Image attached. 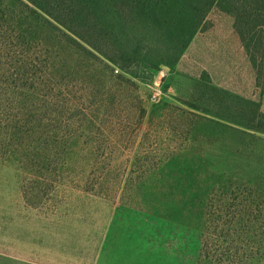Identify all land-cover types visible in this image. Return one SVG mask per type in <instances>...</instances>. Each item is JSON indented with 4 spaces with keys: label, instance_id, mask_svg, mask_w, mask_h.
Instances as JSON below:
<instances>
[{
    "label": "rangeland",
    "instance_id": "rangeland-1",
    "mask_svg": "<svg viewBox=\"0 0 264 264\" xmlns=\"http://www.w3.org/2000/svg\"><path fill=\"white\" fill-rule=\"evenodd\" d=\"M113 1H82L110 34L94 41L111 68L65 36L42 44L61 51L57 76L85 106L60 116L47 183L0 154V264H196L199 198L264 180V85L225 5L200 17L189 0ZM140 152L158 167L133 173Z\"/></svg>",
    "mask_w": 264,
    "mask_h": 264
},
{
    "label": "trees",
    "instance_id": "trees-1",
    "mask_svg": "<svg viewBox=\"0 0 264 264\" xmlns=\"http://www.w3.org/2000/svg\"><path fill=\"white\" fill-rule=\"evenodd\" d=\"M82 1L0 0V154L5 157L12 148L26 172L35 176L38 187L56 173L52 167L64 141L60 116L79 114L85 106L68 97L72 93L57 76L61 51H43L42 44L46 40L61 44L65 36L93 64L109 68V62L114 63L94 41L98 36L102 42H111L109 32L101 26L95 9ZM114 1L121 12L131 5L130 0ZM189 1L200 17L225 5L236 19L258 84L264 85V0ZM47 31L53 32L48 38ZM110 78L135 83L121 75L110 74ZM34 111L40 116H33ZM84 115L93 124V112ZM32 133L38 136L33 138ZM133 165L137 168L133 173L145 166L146 173L150 165L158 167L148 152H140ZM197 203L204 217L196 264H264V180L223 181Z\"/></svg>",
    "mask_w": 264,
    "mask_h": 264
}]
</instances>
